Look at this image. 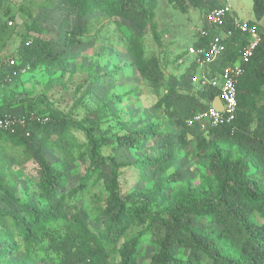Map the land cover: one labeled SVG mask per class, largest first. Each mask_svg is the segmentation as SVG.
Returning <instances> with one entry per match:
<instances>
[{
  "label": "trees",
  "instance_id": "1",
  "mask_svg": "<svg viewBox=\"0 0 264 264\" xmlns=\"http://www.w3.org/2000/svg\"><path fill=\"white\" fill-rule=\"evenodd\" d=\"M65 1L80 19L102 14L134 23L141 32L129 39L133 64L155 90L165 87L156 104L164 113L162 123L150 122L137 130L126 127V132L117 136V146L146 150L144 159L134 165L151 181L156 174L173 170L182 151L196 138L200 162L211 176L208 183L182 190L162 214H152L153 203L161 204L166 198L161 187L177 182L182 177L181 170L174 169L145 196L124 199L118 190L119 170L132 164L103 156L102 149L109 137L97 136L93 126L78 124L86 133L89 158L81 189L86 188L92 176L102 174L101 167L109 165L112 171L109 196L88 226L82 217L83 211L64 190V162L51 164L47 154L51 147L74 145L69 135V119L53 108L48 116L25 115L23 121H15L7 129L0 127V153L7 149L20 151L35 170V175H29L26 198L17 200L18 210L0 209V260L21 254L16 249L20 239L28 247L32 243L49 241L59 253L61 264H112L111 245H117L136 225L137 233L122 245L119 260L114 264H139L143 248L151 243L158 246V251L149 264H264V100L258 105L255 99L264 86V36L238 84L235 121L196 135V127L189 126L190 119L208 110L220 94L214 88H196L193 78L198 65L195 61L180 76L171 75L164 83L165 75L159 61L146 57L143 40L146 28H150L158 45L162 44L156 22L159 0ZM167 1L183 14L189 12L190 6L198 8L203 11L205 20L211 10L222 4L220 0ZM253 10L261 20L264 0H253ZM226 28L234 29L232 23ZM86 31V25L67 31L66 53L82 43ZM206 39L200 36L193 46H202ZM245 43L235 31L227 41L225 56L203 73L213 77L236 62ZM181 58L179 55L176 60ZM11 59L17 64L10 65ZM64 62L61 55L54 54L48 40L42 37L25 40L16 55L0 61V90L28 67L52 71L55 67L65 68ZM4 117L0 109V118ZM221 147H228L230 151L224 154ZM68 156L75 160L73 149L69 147ZM259 175L263 183L258 182ZM0 193H8L1 179ZM103 218V228L94 229ZM207 222L221 230L207 228ZM176 246L187 251L185 259L178 258L172 251Z\"/></svg>",
  "mask_w": 264,
  "mask_h": 264
},
{
  "label": "rangeland",
  "instance_id": "2",
  "mask_svg": "<svg viewBox=\"0 0 264 264\" xmlns=\"http://www.w3.org/2000/svg\"><path fill=\"white\" fill-rule=\"evenodd\" d=\"M223 2V0H220ZM234 15L239 20H250L260 28L264 36V16L257 19L253 10V0H229ZM17 21H21L18 24ZM156 22L161 35V45L155 41L150 28L144 30V48L147 58L159 61L165 75L164 83L171 75L180 76L194 62L189 49L199 40L205 24L203 11L190 6L183 14L167 0H159ZM86 25L82 43L66 53L64 41L67 31L74 26ZM141 30L131 21H120L100 14L86 19L77 17L76 10L65 0H2L0 7V61L11 54L16 55L25 40L42 37L54 48L55 55L63 57L64 67L48 71L43 67L21 72L0 90V109L5 119L21 122L25 115L44 117L53 108L67 117L69 135L74 145L51 147L47 154L51 164H65V192L73 196V203L83 211L86 224L95 220L97 209L109 196V182L112 171L109 165L101 167L102 174H95L82 188V178L89 166L86 154V133L78 124L93 126L97 136L109 137L102 155L113 157L118 162L132 164L121 168L118 176V190L124 199H137L145 196L171 174L180 169L182 177L161 190L166 196L160 203H153L152 214H162L176 196L186 188H195L208 183L210 172L201 164L197 150V139L182 151L176 167L168 173L156 174L148 181L134 163L147 155L146 150L138 151L117 146V136L126 132V127L137 130L150 122L162 123L164 113L156 107L164 94L165 87L155 90L150 82L142 77L129 53V39ZM182 55L180 60H176ZM201 69L197 75L200 77ZM200 85L196 82V88ZM258 105L264 100V86L261 95L256 96ZM196 135L200 130L195 128ZM68 147L73 149L75 160L68 156ZM224 154L230 151L221 147ZM81 153L83 156L80 157ZM35 175L32 163L17 150L0 153V179L8 193H0V209L7 212L18 210L17 200H24L29 185V175ZM263 183L261 175L257 178ZM208 185V184H207ZM209 187L207 186L206 190ZM150 193V192H149ZM105 218L99 225L103 228ZM207 228L214 231L220 227L207 222ZM133 225L117 245H111V263L119 260L122 245L137 233ZM16 249L19 255H9L0 264H61V257L54 245L43 240L29 247L18 239ZM158 251L155 243L145 245L139 264H149ZM178 258L185 259L187 251L173 247Z\"/></svg>",
  "mask_w": 264,
  "mask_h": 264
},
{
  "label": "built area",
  "instance_id": "3",
  "mask_svg": "<svg viewBox=\"0 0 264 264\" xmlns=\"http://www.w3.org/2000/svg\"><path fill=\"white\" fill-rule=\"evenodd\" d=\"M205 22L206 28H202L201 37L207 38L206 43L189 49L190 55L194 57L195 63L202 71L200 77L196 74L193 80L200 85V89L218 90L220 94L218 97L222 100L224 111L215 110L211 103L208 110L195 114L190 119L189 126L198 128L202 133L235 121L238 110V84L263 41L259 26L250 20L237 19L229 0H223L221 6L211 10L206 15ZM228 23H232L234 29L226 28ZM235 31L246 40L244 47L238 52L237 61L227 65L213 77L207 76L203 70L210 69L212 64L225 56L227 41L234 36ZM16 64L15 59L10 60V65ZM13 124L14 121L11 119L0 118L1 128L7 129Z\"/></svg>",
  "mask_w": 264,
  "mask_h": 264
},
{
  "label": "water",
  "instance_id": "4",
  "mask_svg": "<svg viewBox=\"0 0 264 264\" xmlns=\"http://www.w3.org/2000/svg\"><path fill=\"white\" fill-rule=\"evenodd\" d=\"M18 24H21V21H17ZM212 107L220 112L224 111V105L220 97H216L215 100L212 102Z\"/></svg>",
  "mask_w": 264,
  "mask_h": 264
}]
</instances>
